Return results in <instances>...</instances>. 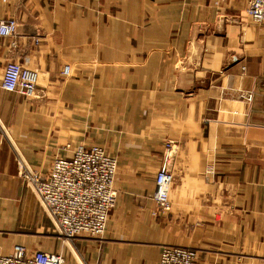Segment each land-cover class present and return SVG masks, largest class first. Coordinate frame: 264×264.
<instances>
[{
  "label": "crops",
  "instance_id": "0c3cea01",
  "mask_svg": "<svg viewBox=\"0 0 264 264\" xmlns=\"http://www.w3.org/2000/svg\"><path fill=\"white\" fill-rule=\"evenodd\" d=\"M247 5L0 0V20L17 23L0 46V255L59 250L18 162L45 172L98 145L118 198L103 238H78L63 264H157L164 246L193 249L196 264H264V25ZM8 62L38 73L36 97L1 89Z\"/></svg>",
  "mask_w": 264,
  "mask_h": 264
},
{
  "label": "built area",
  "instance_id": "2783aa9c",
  "mask_svg": "<svg viewBox=\"0 0 264 264\" xmlns=\"http://www.w3.org/2000/svg\"><path fill=\"white\" fill-rule=\"evenodd\" d=\"M245 13L251 21L264 25V0H248ZM16 30L14 19L0 20V46L4 39L14 37ZM69 73L70 67L64 66L61 74L68 76ZM38 80L36 71L17 62H8L1 89L33 98L37 94ZM246 99L250 102L251 95ZM168 165L167 156L155 176L154 201L161 210L169 206L168 194L173 181ZM17 167L20 179L50 220L53 234L69 250L73 252L78 238H103L109 214L118 198L115 186L117 163L104 149L81 145L71 158L56 157L45 172L32 170L22 161ZM196 258L197 252L193 249L164 246L157 264H196ZM63 263V256L58 252H30L23 246H15L10 255H0V264Z\"/></svg>",
  "mask_w": 264,
  "mask_h": 264
},
{
  "label": "rangeland",
  "instance_id": "374dc122",
  "mask_svg": "<svg viewBox=\"0 0 264 264\" xmlns=\"http://www.w3.org/2000/svg\"><path fill=\"white\" fill-rule=\"evenodd\" d=\"M28 68V67H27ZM30 69V68H29ZM71 69V68H70ZM32 70V69H31ZM91 146H93V145H91ZM95 146H98V145H95ZM98 147H100V146H98ZM102 148V147H101ZM103 149V148H102ZM104 152L107 154V155H109L105 150H104ZM110 156V155H109ZM111 157V156H110ZM113 158V157H112ZM114 159V158H113ZM116 161V160H115ZM116 182V181H115ZM52 237L55 239L54 241L55 242H58L59 243V250L57 251L58 253H60L61 254V252L62 251H66V245L65 244H63V243H61V241L57 238V236L55 235V234H53V227H52ZM61 244V245H60ZM67 252V251H66Z\"/></svg>",
  "mask_w": 264,
  "mask_h": 264
}]
</instances>
